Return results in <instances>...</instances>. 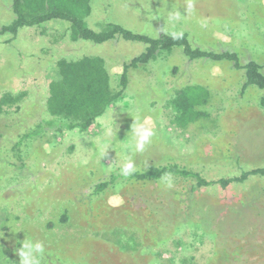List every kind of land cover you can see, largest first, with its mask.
Returning a JSON list of instances; mask_svg holds the SVG:
<instances>
[{
	"label": "rangeland",
	"instance_id": "obj_1",
	"mask_svg": "<svg viewBox=\"0 0 264 264\" xmlns=\"http://www.w3.org/2000/svg\"><path fill=\"white\" fill-rule=\"evenodd\" d=\"M91 10L85 20L95 31L111 22L151 38L182 32L192 49L233 53L264 74V0H91ZM176 11L181 18L169 22ZM11 19V0H0V27ZM45 28L0 35V264H19L23 240L44 244L41 264H264V175L225 188L172 175L167 188L119 174L125 157L138 173L176 166L206 181L263 169L262 91L242 90L243 70L190 60L181 48L160 52L128 69L123 98L85 132L45 126L26 137L51 119L57 60L99 57L116 88L124 65L145 51L123 40L70 42L57 25ZM186 87L208 92L196 108L206 117L181 129L172 100ZM137 117H151L155 131L142 152L127 147Z\"/></svg>",
	"mask_w": 264,
	"mask_h": 264
},
{
	"label": "trees",
	"instance_id": "obj_2",
	"mask_svg": "<svg viewBox=\"0 0 264 264\" xmlns=\"http://www.w3.org/2000/svg\"><path fill=\"white\" fill-rule=\"evenodd\" d=\"M91 11V0H11L12 19L0 27V35H9L15 38L20 30L26 28L40 29V32L45 34V26L55 24L62 28L61 32L59 29L55 33L59 39L67 37L70 42L84 40L101 45L109 41L123 40L145 44V51L133 58L129 64L124 65L116 88L112 87L106 64L99 57L85 56L75 60H57L54 76L48 84L46 100V112L51 116V119L42 125H37L36 130L28 133L26 137L40 134L43 130L42 127L45 126L53 127L58 131L64 129L85 132L92 122L107 111L110 105L123 98L127 86L128 69L145 65L153 60L157 53L168 52L173 48H181L183 54L190 60H227L233 64L235 69H242L245 76L242 90L253 86L262 91L258 104L264 110V74L261 73V67L257 63L250 61L240 66L238 58L233 53L214 54L192 49L185 35L174 38L173 35L163 34L157 38H151L111 22L101 24V29L95 31L88 26L85 20L90 16ZM62 23L66 26L64 30L61 26ZM207 97L208 92L201 88L186 87L178 91L172 100L176 111L174 119L176 126L183 129L201 117H206L196 108L202 107L207 102ZM165 173L194 178L198 187L218 184L225 188L231 183H241L249 176L264 175V168L244 172L240 177L206 181L198 174L181 171L176 166L151 167L142 173L134 172L126 179L156 181ZM115 179V176L111 177L112 181ZM106 186H108L107 182L102 183L97 186L96 191H100Z\"/></svg>",
	"mask_w": 264,
	"mask_h": 264
},
{
	"label": "clouds",
	"instance_id": "obj_3",
	"mask_svg": "<svg viewBox=\"0 0 264 264\" xmlns=\"http://www.w3.org/2000/svg\"><path fill=\"white\" fill-rule=\"evenodd\" d=\"M193 7L191 2L188 3V9L190 10ZM181 18L180 13L178 11L169 13V22L179 20ZM205 26V25H202ZM173 37L182 36L183 33H172ZM220 69L218 67L213 68L212 74H218ZM152 124L151 117H145L143 122H140L139 117H137L136 121L131 126V131L134 139V147L133 144L129 143L127 147L129 150L134 152H142L145 148V145L150 143L151 138L155 135L154 128L148 125ZM106 135L111 136L112 130L109 128L106 132ZM107 147V142L100 146L101 156L104 154V149ZM45 150L50 151L49 147L45 145ZM136 167L134 166V161L130 157L124 158V163L120 167L119 174L125 178L130 177L135 171ZM160 181L166 185L167 188L173 187V180L171 173H165L160 177ZM113 199L110 198L109 203L113 202ZM45 246L40 241H31V240H23L21 242V246L17 249V254L20 257L19 264H41V259L45 254Z\"/></svg>",
	"mask_w": 264,
	"mask_h": 264
}]
</instances>
